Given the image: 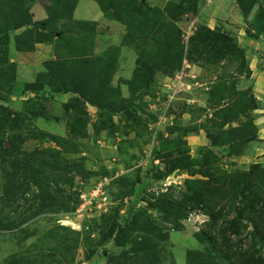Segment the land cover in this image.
I'll return each mask as SVG.
<instances>
[{"label":"rangeland","instance_id":"1","mask_svg":"<svg viewBox=\"0 0 264 264\" xmlns=\"http://www.w3.org/2000/svg\"><path fill=\"white\" fill-rule=\"evenodd\" d=\"M78 1L0 0V264L264 257V0Z\"/></svg>","mask_w":264,"mask_h":264},{"label":"trees","instance_id":"2","mask_svg":"<svg viewBox=\"0 0 264 264\" xmlns=\"http://www.w3.org/2000/svg\"><path fill=\"white\" fill-rule=\"evenodd\" d=\"M95 1L98 3L97 0ZM243 175L245 176L246 174ZM249 190H251V188H249ZM244 191H242V194H244ZM252 211L253 208H251L250 212ZM239 213L240 215H242L245 214V211L242 210ZM212 220H213L212 214H209V221L207 223H210ZM232 235L237 237L235 242L231 241L228 238L225 239L224 236H220L221 239L218 242L215 239L213 240L211 239L208 242L211 246H213L214 249L216 250L219 249L221 250V253H223L224 255H228L229 264H264V257L259 256V253L256 252L255 250L254 240L250 241L249 245L247 246V249L243 250L241 247L237 245V241H240V239H238L239 238L238 236L240 235L239 232L237 230L232 231ZM231 246H235V249H231Z\"/></svg>","mask_w":264,"mask_h":264},{"label":"crops","instance_id":"3","mask_svg":"<svg viewBox=\"0 0 264 264\" xmlns=\"http://www.w3.org/2000/svg\"><path fill=\"white\" fill-rule=\"evenodd\" d=\"M86 1L85 0H79L78 1L77 6L75 7V10L73 11V17L75 19H78V20H91V21L100 18L101 17V11L99 10L98 6H97V8L95 6H93L94 8L91 11L90 7L88 6L89 4H87V2L88 1L91 2L92 0H88L87 2ZM92 2H94L96 4L95 1H92ZM257 73L262 75L263 72L258 70ZM260 78H263V77H258V80L256 82L257 84H258ZM262 118H264V117H262ZM263 121H264V119H263Z\"/></svg>","mask_w":264,"mask_h":264},{"label":"built area","instance_id":"4","mask_svg":"<svg viewBox=\"0 0 264 264\" xmlns=\"http://www.w3.org/2000/svg\"><path fill=\"white\" fill-rule=\"evenodd\" d=\"M95 193H96V192H95ZM94 197H95V196H94ZM92 198H93V197H92ZM89 204H90V202H89ZM84 205H85V203H82V204L80 205V207L83 208Z\"/></svg>","mask_w":264,"mask_h":264}]
</instances>
